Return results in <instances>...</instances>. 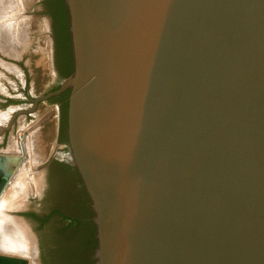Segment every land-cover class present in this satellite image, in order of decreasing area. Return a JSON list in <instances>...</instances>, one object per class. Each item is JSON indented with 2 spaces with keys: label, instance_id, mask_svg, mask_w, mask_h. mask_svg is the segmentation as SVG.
<instances>
[{
  "label": "water",
  "instance_id": "obj_1",
  "mask_svg": "<svg viewBox=\"0 0 264 264\" xmlns=\"http://www.w3.org/2000/svg\"><path fill=\"white\" fill-rule=\"evenodd\" d=\"M64 4L72 71L35 102L68 92L93 264H264V0Z\"/></svg>",
  "mask_w": 264,
  "mask_h": 264
},
{
  "label": "rangeland",
  "instance_id": "obj_2",
  "mask_svg": "<svg viewBox=\"0 0 264 264\" xmlns=\"http://www.w3.org/2000/svg\"><path fill=\"white\" fill-rule=\"evenodd\" d=\"M36 1L0 0V24L5 28H0V44L4 38L3 43H7L6 48H9L7 52L0 46V152L21 153L25 158L6 188L10 191L11 187H18L15 199L21 204L0 208V221L3 222L0 223V253L27 257L30 258V264H34L33 233L39 230L42 236H49L50 244L43 256H50L52 264H90L94 250L92 231L88 213L79 208L80 202H86L79 192L69 197L66 192L60 191L50 198L38 211L44 218L42 226L29 220L23 221L18 216L19 211L32 210L35 206L32 202L33 186L36 185L33 170L48 158L56 137L55 107L41 101L35 102L51 86L45 70L46 43L43 28L40 19L31 14ZM13 3L17 4L16 7H13ZM6 30L8 36H5ZM16 182H19L17 186ZM4 197L3 193L0 205ZM70 219L75 221L71 222ZM12 220L18 221L17 226L21 225L26 230L25 245L19 235L11 231L8 222ZM12 232L15 238L11 236Z\"/></svg>",
  "mask_w": 264,
  "mask_h": 264
},
{
  "label": "flooded vegetation",
  "instance_id": "obj_3",
  "mask_svg": "<svg viewBox=\"0 0 264 264\" xmlns=\"http://www.w3.org/2000/svg\"><path fill=\"white\" fill-rule=\"evenodd\" d=\"M33 16L40 19V25L43 28V36L46 43L45 70L50 77L51 86L45 94L56 92L62 82L70 75L72 71L71 46L68 32V18L64 0H37ZM41 95V96H43ZM68 92L51 94L47 99L41 101L48 106H54L56 109V137L53 142V148L50 155L45 160L47 163H39L35 167V182L33 186L32 202L35 204L31 210L19 211L18 216L23 221L44 224V218L40 216V208L46 202L60 191L67 193L69 197L76 196L78 192L85 197L86 202L79 203V208L84 209L89 215L91 223V211L88 206V200L78 179L75 168L70 162L69 151L66 138L65 108ZM73 219H70L72 221ZM93 226V225H92ZM94 230V228H93ZM39 231V230H38ZM35 231V246L37 249L38 264H52V258L45 256L44 251L49 246V236H42L40 232ZM94 238V233H93ZM34 243V240H33ZM49 251L47 252V254ZM35 264V263H34Z\"/></svg>",
  "mask_w": 264,
  "mask_h": 264
},
{
  "label": "bare ground",
  "instance_id": "obj_4",
  "mask_svg": "<svg viewBox=\"0 0 264 264\" xmlns=\"http://www.w3.org/2000/svg\"><path fill=\"white\" fill-rule=\"evenodd\" d=\"M15 3H17V2H15ZM15 3H13L12 5H13V7H16V5L17 4H15ZM18 9V8H17ZM10 12V11H9ZM10 15V14H9ZM15 15V14H14ZM14 19V18H13ZM11 21V20H10ZM13 21V20H12ZM3 23V22H2ZM11 22H9V24H10ZM3 24H0V28L2 27L3 28V26H2ZM7 26V25H6ZM9 26V25H8ZM9 28V27H8ZM4 30H5V28H3ZM2 29V30H3ZM10 29V28H9ZM8 29V30H9ZM6 34H5V36H8V33H7V30H6V32H5ZM3 34V33H2ZM2 40L4 41V38H2ZM3 41H2V44H0V46L2 47V50H4V51H9V48H6L7 47V45L6 44H4L3 43ZM6 42V41H5ZM6 53V52H5ZM7 110V109H6ZM6 115V114H5ZM4 115V116H5ZM9 115V114H8ZM0 116H2V115H0ZM3 116V117H4ZM2 117V118H3ZM3 120V119H2ZM4 121V120H3ZM2 125V124H1ZM21 126V125H20ZM19 126V127H20ZM20 129H21V127H20ZM17 145L18 146H20L21 144H20V142H18L17 141ZM14 154H17V153H14ZM19 154H21V153H19ZM26 154V153H25ZM32 160H33V158H32ZM32 160L30 159V161L32 162ZM31 162H30V164H31ZM37 163V162H36ZM30 167V166H29ZM31 169H32V165H31ZM30 169V171H32ZM33 171H35V168H34V170ZM29 173V172H28ZM21 176H22V174H21ZM20 176V177H21ZM27 176V175H26ZM32 176V175H31ZM28 177V176H27ZM22 178V177H21ZM24 178V177H23ZM18 180V179H17ZM19 180H20V178H19ZM21 182V181H20ZM22 182H24V181H22ZM19 183V182H18ZM18 183L16 182L15 183V186H17L18 185ZM26 184V183H25ZM33 184V183H32ZM20 185V184H19ZM34 185V184H33ZM23 187V185H21V188ZM17 188L18 187H14V188H10L11 190L9 191V190H5V192H4V195H5V197H4V199H3V201L1 202V205H0V208H2L3 209V207H5L6 205H9V207H16V206H18L19 204H21L20 202H16V200L17 199H15L16 198V195H17V193H18V190H17ZM7 191H9L8 193H7ZM11 191H13V192H11ZM5 205V206H4ZM10 209V208H9ZM18 222V221H17ZM17 222L16 221H14V220H12V221H10V222H8V223H10V225H11V231H15L18 235H19V239H22V242H24V245L27 243L26 242V240H27V237H26V230L20 225V226H17ZM0 223H3L2 221H0ZM21 235H22V237H21ZM12 237L14 236V238H15V235H14V233L12 232V235H11ZM24 240V241H23ZM1 241V240H0ZM26 242V243H25ZM14 243H17L16 241L14 242ZM30 244V243H29ZM28 244V245H29ZM28 247V249H30L29 247L30 246H27Z\"/></svg>",
  "mask_w": 264,
  "mask_h": 264
},
{
  "label": "trees",
  "instance_id": "obj_5",
  "mask_svg": "<svg viewBox=\"0 0 264 264\" xmlns=\"http://www.w3.org/2000/svg\"><path fill=\"white\" fill-rule=\"evenodd\" d=\"M72 221H75V220H72ZM90 227H91V231H92V238H91L92 248L94 249L95 248V239L93 238L94 230H93V226L91 224H90ZM90 264H93V261L92 260H90Z\"/></svg>",
  "mask_w": 264,
  "mask_h": 264
}]
</instances>
